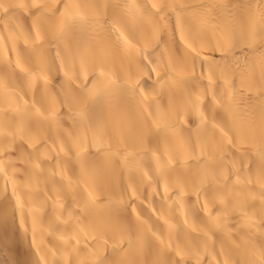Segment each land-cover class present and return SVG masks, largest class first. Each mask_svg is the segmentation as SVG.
<instances>
[{"label":"bare ground","instance_id":"6f19581e","mask_svg":"<svg viewBox=\"0 0 264 264\" xmlns=\"http://www.w3.org/2000/svg\"><path fill=\"white\" fill-rule=\"evenodd\" d=\"M0 264H264V0H0Z\"/></svg>","mask_w":264,"mask_h":264}]
</instances>
